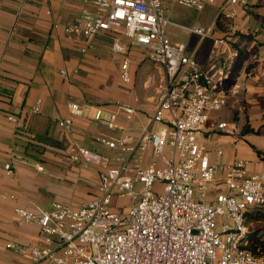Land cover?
Here are the masks:
<instances>
[{"label":"built area","instance_id":"built-area-1","mask_svg":"<svg viewBox=\"0 0 264 264\" xmlns=\"http://www.w3.org/2000/svg\"><path fill=\"white\" fill-rule=\"evenodd\" d=\"M82 1L98 12L83 9L67 31L85 39L122 31L132 45L147 50L148 59L164 71L156 107L144 115L139 133L131 126L139 121L136 106L118 100L115 112L96 108L94 120L119 132L95 137L114 155L73 144L70 159L99 168L101 195L77 206L54 201L50 208L17 207L22 223L39 228L42 245L7 247L28 252L31 264H264L249 248L246 223L247 213L264 208V173L250 172V162L242 158L213 162L200 139L206 132L239 133L235 121L215 115L227 106L229 93L241 90L239 84L226 87L236 52L203 67L187 53L185 43H174L167 33L172 25L206 36L209 28L180 24L171 14L178 6L202 10L216 0ZM244 1L227 0L232 5ZM222 16L233 14L219 10L217 17ZM213 44L216 54L227 39L214 38ZM112 51L125 57L120 78L130 83L129 47L115 40ZM69 109L72 115L83 114L78 102H70ZM40 110L39 102L34 112ZM73 123L72 117L59 121L68 131ZM4 170L14 176V160ZM119 198L130 202L127 215L114 209Z\"/></svg>","mask_w":264,"mask_h":264},{"label":"crops","instance_id":"crops-1","mask_svg":"<svg viewBox=\"0 0 264 264\" xmlns=\"http://www.w3.org/2000/svg\"><path fill=\"white\" fill-rule=\"evenodd\" d=\"M225 5H229L228 8ZM238 5L229 4L227 0L207 5L216 21L219 10L233 14L222 16L223 27L215 24L209 38L193 34L198 39L186 44L183 38L190 32L180 27L181 32L170 28L169 37L174 43H185L187 53L203 67L218 59L223 61L236 52L226 87L231 89L239 84L241 90L237 95L229 93L225 108L227 116L232 112L240 123L241 127L236 121L239 133L206 132L200 139L207 145L213 162L242 158L250 162V172L264 173V13H259L253 20L254 25L249 27L238 16L235 9ZM83 9L98 12L82 0H0V264H31L28 252L9 248L8 243L25 247L42 245L39 228L22 223L15 213L17 207L50 208L54 201L77 206L101 195L97 166L75 164L85 169L88 176H95L94 180L89 179L87 186L85 183L75 185L76 193L85 187L93 188L82 198L71 192L73 187L59 181L63 173L58 172H65L58 163L61 151L67 152L71 161L73 144L114 155V150L97 142L95 137L119 132L94 120L96 108L103 107L106 113L115 112L118 100L136 106L140 117L131 126L139 133L144 115L152 113L147 109L156 105L157 89L164 79L163 68L148 59L147 50L132 45L122 31H103L91 39L69 33L67 28L81 18ZM191 11L200 10L178 6L171 18L175 20V14ZM214 38L227 39V44L219 47L216 54L212 53ZM115 40L129 47L132 77L134 69L141 67L138 73L146 90L143 87L135 90L129 85L128 90L120 89L118 79H121V62L125 57L112 51ZM150 83L155 84L154 92L147 89ZM139 96L151 102L144 104ZM39 102L41 110L36 113L34 107ZM70 102L80 103L83 114L72 115ZM9 116L17 120H10ZM67 117H72L74 122L71 131L59 125V121ZM12 160L16 164L14 176L4 170L5 164ZM39 165L44 167L42 171L37 169ZM80 174L79 169L76 175ZM82 176L86 174L83 172ZM5 195L8 198H4ZM114 209L117 210L116 205ZM248 225L249 230H255L264 240V221ZM262 258L264 260V255Z\"/></svg>","mask_w":264,"mask_h":264},{"label":"rangeland","instance_id":"rangeland-1","mask_svg":"<svg viewBox=\"0 0 264 264\" xmlns=\"http://www.w3.org/2000/svg\"><path fill=\"white\" fill-rule=\"evenodd\" d=\"M228 6L225 5V8H228ZM235 9H236V11L238 13V16L241 17V20H243L246 23L247 26L251 27L252 25H254L253 20L257 19V17L260 16L259 13L260 14L264 13V0H245L244 2L240 3ZM211 11L212 10L210 8H208L207 5H206L200 11H191V13H187V14H175L173 18L177 22H181L184 25H195L196 24V25L203 26L205 28H209V31L206 34V36L209 38V37H211L213 35V31L215 29V24H216V16H215V18H213ZM241 13H243V14L241 15ZM175 27L176 26H172L171 25V26H169L167 28L168 35H170V31H169L170 28H172L176 32L180 31V30H178V27H176V28ZM197 39H198V37L193 35L192 33H186V35L183 38V41L186 44H193ZM123 40L126 41L125 38ZM117 67H118V70H119V65ZM140 69H141V67H139V69H137L136 71L134 69V71H133L134 75H133L132 80H131L130 83H125L121 79L120 80L118 79V83H119L120 89L128 90L130 88L129 86H132L135 90L136 89L140 90L139 88H142V87L144 88L145 87V82H144V80L143 81L141 80V75L138 73V72H140ZM117 75H119L118 72H117ZM127 85H129V86H127ZM154 86H155V84H153V83L147 84V89H149L150 91L154 92V90H155ZM144 90H146V88H144ZM138 99L141 102H143L144 104L148 103L149 101L151 102V99L149 100V98H146V97L144 99V98L139 96ZM155 107H156V105H154L152 107H149L147 110L153 113ZM215 115H219V117L221 119H225V120H228V121H235V122L237 121L238 122V120L233 118L232 112H231L230 116L229 115L227 116V109L226 108H223L219 112H216ZM238 124L240 126L239 122H238ZM60 158H61V161L58 162V163H60V165L65 168V170H64L65 172L58 171L61 174L63 173L61 175V177L59 178V181L61 180L63 183L69 185L71 188L73 187L74 190H71V192H74V195L79 194V198H82L83 196L85 197L86 193L89 192L90 190L92 191L93 188L92 187H85L82 190L83 193L82 192L76 193L75 189H77V188H75V185H77L79 183H85L86 186H87L89 184L88 183L89 179L92 178L94 180L95 176H93V177L92 176H88V172L85 169H83L84 170L83 171L81 169V167H78L75 164L71 163V161L69 160V156H68L67 152L61 151ZM79 169L81 170V174L78 176V175H76V172ZM83 172L86 174V176H82ZM81 178L82 179L85 178L86 181L85 182L81 181L82 180ZM135 188H136V190L139 191L140 188H141L140 184H136ZM115 203H116V205H118L117 210H119L124 215L128 214V211L130 209V202L128 201V199L119 198V199H116Z\"/></svg>","mask_w":264,"mask_h":264},{"label":"trees","instance_id":"trees-1","mask_svg":"<svg viewBox=\"0 0 264 264\" xmlns=\"http://www.w3.org/2000/svg\"><path fill=\"white\" fill-rule=\"evenodd\" d=\"M218 27H223L221 17H218L216 21ZM253 221H264V208H259L256 211L246 214V223L250 224ZM249 248L255 251L258 255H264V240H262L257 232L253 229L249 230Z\"/></svg>","mask_w":264,"mask_h":264}]
</instances>
